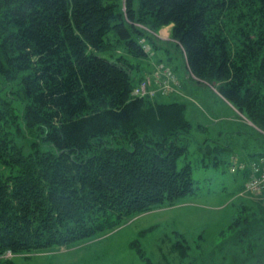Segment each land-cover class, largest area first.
Returning <instances> with one entry per match:
<instances>
[{
  "label": "trees",
  "instance_id": "trees-1",
  "mask_svg": "<svg viewBox=\"0 0 264 264\" xmlns=\"http://www.w3.org/2000/svg\"><path fill=\"white\" fill-rule=\"evenodd\" d=\"M138 25L171 26V40ZM173 53L246 130L194 124L176 92L134 94L159 65L178 72ZM200 130L242 192L264 167V0H0V257L70 248L194 194ZM247 194L214 254L264 243V205Z\"/></svg>",
  "mask_w": 264,
  "mask_h": 264
},
{
  "label": "rangeland",
  "instance_id": "rangeland-1",
  "mask_svg": "<svg viewBox=\"0 0 264 264\" xmlns=\"http://www.w3.org/2000/svg\"><path fill=\"white\" fill-rule=\"evenodd\" d=\"M141 26L149 33L153 32ZM162 31H166L165 34H162ZM156 34L158 33L154 34L156 39L161 40H157L159 45L171 40L170 27H165L159 32L165 39L164 42ZM160 53L163 56L162 52ZM177 55L179 54H172V58L176 60L170 63V67L174 71L178 70L175 75L181 76L189 84V89L194 90L197 95H191L190 92L188 95L187 92H182L180 87L178 91L182 95L171 94L170 100L178 99L184 102L187 105L188 118L190 117L194 124L212 126L217 123L216 117L224 111L236 118L240 131L246 130L248 125L239 117L240 113L235 109L237 114L228 107L217 88L199 84L194 77L195 81L191 80V75H186L182 65H179L181 60L176 58ZM206 135L204 131H197L188 154L187 160H190L194 167V194L177 200L172 206L158 207L139 214L112 232L70 248L17 255L7 252L0 260H8L11 264H189L191 260H196L192 257H196L200 251H205L206 256L211 258L213 249L223 241L225 231L227 236V228L238 214V205L242 202H252L253 198L247 193H242L244 190L239 192L242 179H236L227 169L228 155L222 156L224 163L216 165L214 158H210L205 149H200V143L208 138ZM235 146L237 150L240 142ZM228 245L225 244L223 249L214 254L219 263L217 260L202 259L197 263L264 264V257L257 258L264 253V243H258L250 255L237 248L228 250ZM217 249L220 247L215 250Z\"/></svg>",
  "mask_w": 264,
  "mask_h": 264
},
{
  "label": "built area",
  "instance_id": "built-area-1",
  "mask_svg": "<svg viewBox=\"0 0 264 264\" xmlns=\"http://www.w3.org/2000/svg\"><path fill=\"white\" fill-rule=\"evenodd\" d=\"M138 26L142 27L141 25ZM152 34L154 35L155 32H152ZM157 35H159V33L156 34V36ZM160 38L163 41L165 40L162 36H160ZM145 47L148 50L149 47L147 46ZM190 75L194 77L191 73ZM160 77L162 79H160ZM178 85H179L178 79L176 78L175 74H173V72L169 68H166L164 65L161 64L157 68L156 77L146 78L140 84V86L134 90V94L143 97L146 95L155 96L157 93L161 92L163 95H167L172 92H177ZM151 88H155V89L152 90ZM242 193H251L259 197V199L262 201L264 205V167L262 168L257 165L253 166L252 173Z\"/></svg>",
  "mask_w": 264,
  "mask_h": 264
},
{
  "label": "crops",
  "instance_id": "crops-1",
  "mask_svg": "<svg viewBox=\"0 0 264 264\" xmlns=\"http://www.w3.org/2000/svg\"><path fill=\"white\" fill-rule=\"evenodd\" d=\"M169 27L171 28V26H169ZM163 31H162V34H165L166 31L165 32H163ZM179 77H180V85L178 87H181L182 92H187L188 95H189V92H190L191 95H197L196 93H194V90L189 89V84L186 83L182 79L181 76H179ZM176 93H178V95H182L181 93H179V91L176 92ZM200 97H201V95H200ZM221 99L223 100V98H221ZM223 101L228 105V107L230 109H233L236 112L235 108L231 104H229L225 100H223ZM215 120L218 122V124L219 123H221V124L223 123V124H225L228 127H231L232 126L236 130H238L239 129L238 127H240V125L237 123L236 118L234 116L227 115L224 111H223L222 115L216 117ZM236 156L238 157V159L240 160V162H243L244 160L247 159V157L244 154H242V153L241 154H237ZM237 178L238 179H242V176L241 175H238Z\"/></svg>",
  "mask_w": 264,
  "mask_h": 264
}]
</instances>
